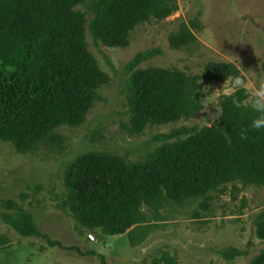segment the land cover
Segmentation results:
<instances>
[{
  "label": "trees",
  "instance_id": "1",
  "mask_svg": "<svg viewBox=\"0 0 264 264\" xmlns=\"http://www.w3.org/2000/svg\"><path fill=\"white\" fill-rule=\"evenodd\" d=\"M178 9V0H0V141L29 153L48 141L61 143L62 136L54 133L58 128L86 122L100 87L110 80L89 48L88 26L96 41L125 48L139 24L152 18L164 20ZM197 40L188 24L170 38L175 49ZM160 54L161 48L148 49L128 64L127 101L132 113L128 128L132 134H142L151 123L193 117L203 109L200 75L141 68ZM240 76V69L232 63L211 62L205 68L211 82ZM247 92L242 88L233 96H223L217 124L176 129L166 136L175 140L143 162L132 163L100 151L76 157L65 171L68 194L63 204L86 228L115 236L134 227L129 234L135 240L145 235L143 225L149 221L144 205L161 215L172 200L181 204L207 197L213 191H225L228 184L264 187V130H252L246 139L240 138L253 115L236 107L246 101ZM5 204L17 210L3 214L9 226L24 237L41 234L32 213L14 200ZM255 225L257 236L264 241V211ZM7 243L0 235V245ZM244 254L236 247L222 251L228 260ZM162 261L177 264L169 254L155 264ZM249 264H264V249Z\"/></svg>",
  "mask_w": 264,
  "mask_h": 264
},
{
  "label": "rangeland",
  "instance_id": "2",
  "mask_svg": "<svg viewBox=\"0 0 264 264\" xmlns=\"http://www.w3.org/2000/svg\"><path fill=\"white\" fill-rule=\"evenodd\" d=\"M178 4L179 9L168 18L139 24L125 48L96 41L88 26L89 48L110 80L100 87L83 125L54 132L62 136L61 143L48 141L35 151L21 153L11 143L0 141V235L8 240L7 245H0V264H155L166 254L175 257L177 264H249L264 249L255 225L264 211V187L243 182L181 204L172 200L161 215L144 205L149 221L143 225L145 235L135 240L129 234L134 227L122 235L108 236L101 229L83 226L63 204L68 194L65 171L76 157L100 151L132 163L143 162L174 141L166 136L176 129L217 124L221 109L205 104L217 97L220 102L230 83H242L248 91L264 79V0H178ZM183 24L191 26L198 40L175 49L170 38ZM152 48H161L162 54L141 68L179 69L190 76L200 75L208 94L219 90L212 95L203 92L204 106L195 116L151 123L142 134H132L128 128L132 116L127 101L128 64ZM211 62L235 64L241 76L211 82L205 77ZM7 200L17 201L33 214L40 235L24 237L3 220L4 213H17L7 208ZM229 247L245 254L228 260L222 251Z\"/></svg>",
  "mask_w": 264,
  "mask_h": 264
},
{
  "label": "clouds",
  "instance_id": "3",
  "mask_svg": "<svg viewBox=\"0 0 264 264\" xmlns=\"http://www.w3.org/2000/svg\"><path fill=\"white\" fill-rule=\"evenodd\" d=\"M200 80L198 81V85ZM248 86L243 85L239 82H232L230 83L224 90L223 95L225 96H233L237 91L241 90L242 88H247ZM219 89L208 94V88L205 87L200 89V91L204 92L205 94L212 95L217 93ZM213 104L217 108L223 109L218 97L214 99L212 102H208L205 104ZM236 107L240 108L243 107L245 110H250L253 114L251 117L250 124L248 128L242 129L240 133L241 139L247 138V133L249 131L255 130L257 132L264 130V79L258 81V84L255 88L249 89L247 92V99L243 104H236Z\"/></svg>",
  "mask_w": 264,
  "mask_h": 264
},
{
  "label": "water",
  "instance_id": "4",
  "mask_svg": "<svg viewBox=\"0 0 264 264\" xmlns=\"http://www.w3.org/2000/svg\"><path fill=\"white\" fill-rule=\"evenodd\" d=\"M218 113H219L220 115H222V109H221V110H219V111H218Z\"/></svg>",
  "mask_w": 264,
  "mask_h": 264
}]
</instances>
